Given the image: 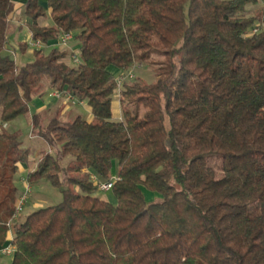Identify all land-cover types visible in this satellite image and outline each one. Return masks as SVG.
Segmentation results:
<instances>
[{
	"label": "trees",
	"instance_id": "obj_1",
	"mask_svg": "<svg viewBox=\"0 0 264 264\" xmlns=\"http://www.w3.org/2000/svg\"><path fill=\"white\" fill-rule=\"evenodd\" d=\"M25 1L43 47L18 66L4 54L15 0H0V251L13 245L11 264H264L260 1ZM63 34L77 40L78 64L59 46ZM151 64L156 80L119 89V76ZM45 78L85 102L94 121L64 119L61 109L30 116L50 151L26 183L48 180L63 200L19 221V169L32 152L6 126L30 114ZM211 157L223 159L220 177ZM115 164L113 205L96 196L92 176L109 181Z\"/></svg>",
	"mask_w": 264,
	"mask_h": 264
},
{
	"label": "rangeland",
	"instance_id": "obj_2",
	"mask_svg": "<svg viewBox=\"0 0 264 264\" xmlns=\"http://www.w3.org/2000/svg\"><path fill=\"white\" fill-rule=\"evenodd\" d=\"M18 2V1H17ZM20 3V2H18ZM42 5L45 9H47V0H42ZM261 5V4H260ZM21 23V24H20ZM41 25H51V20L46 18L40 21ZM14 26V31L9 35L8 42L9 46L4 51V54H10L14 60L16 61L18 66L24 65L28 62L33 61L34 59V51L36 50L32 46V37L31 32L27 27V18L24 14V9L22 11L15 13L14 21L12 23ZM27 45V48L23 51L21 46ZM11 48L12 50H10ZM51 48L45 49V52H49ZM65 49L69 50L71 55H76L79 57L80 55V46L77 40H72L71 43L68 44ZM153 61L155 63H161L165 61V57L162 54H155L153 55ZM159 68V64H151L147 65L146 67H139L133 70L134 74L136 75L135 79L138 81H143L147 83H151L157 79V71ZM112 72H116L115 69L111 68ZM134 79V80H135ZM51 92L53 89L49 83L48 78H45L42 82L41 88L39 92L34 98V101L30 105V114L28 116H22L18 118L16 121L9 125V130H15L19 134V140L22 142L23 146L29 148L31 150V157L30 161L25 164L26 167H29L28 170H33L34 166L37 165V162L43 156L44 152L50 151L48 144L42 139H33L31 135V121L30 116L38 112L40 106L44 105L48 107L42 113L45 115L46 118H52L57 116V108L54 106L58 103L55 99L51 98ZM68 108L76 110L73 114L74 117L81 116L84 120L92 122L94 118L91 112L87 110H82L77 105H72L71 103H67ZM58 107V105H57ZM132 107V106H131ZM67 111L66 108L63 109ZM121 106L119 102L116 100L114 102V115L115 118L118 119L121 117L120 114ZM61 114L62 118L69 119L72 113L68 114L64 112ZM144 112V111H143ZM34 162H36L34 164ZM209 164L213 167L216 171L218 177L222 175V165L223 159L221 157H211L208 159ZM28 172V171H27ZM28 173H19L18 175V183L17 186L20 189V198L25 194L26 188V178ZM118 174V165H114V169L112 175ZM65 188V187H64ZM145 195L148 200L153 199H160L161 196L156 193L149 192L145 190ZM96 196L103 198L113 205L117 204V200L115 199L113 193L109 192H97ZM63 200V195L61 193V189L55 188L48 180H43L37 185L29 186V192L27 193V200L24 203V206L20 213L18 214L19 221H23L27 218L28 215L32 214L34 211L37 210L39 207H49L54 206L61 203ZM39 204V207L36 206ZM14 256H2L0 254V260L4 261V264H11L13 261Z\"/></svg>",
	"mask_w": 264,
	"mask_h": 264
},
{
	"label": "built area",
	"instance_id": "obj_3",
	"mask_svg": "<svg viewBox=\"0 0 264 264\" xmlns=\"http://www.w3.org/2000/svg\"><path fill=\"white\" fill-rule=\"evenodd\" d=\"M261 5L264 6V0H259ZM257 30H255L256 32ZM73 39L72 34H63L60 42H59V46L60 47H67L68 44L70 43V41ZM32 46L35 49H41L43 47L41 42L38 41H32ZM73 62L75 64L79 63V58L76 55H73ZM135 78V75L133 73V71H130L129 73L125 74V75H121L117 78V83H118V87L119 89L122 87V85L128 81V80H132ZM51 97L55 98L56 100H60V101H64L65 103H71L72 105H77V106H85L86 103L82 102V101H78L76 100L74 97H72L68 92H64V91H53L50 93ZM118 177H112V179H110L109 181L103 182L100 181L96 176H92V180L96 183L98 189L101 192H109L113 189L115 182L117 181ZM29 192V185L26 184V188H25V194L21 197L20 202L18 204V209H17V213L19 214L20 211L22 210L25 201L27 200V193ZM0 254L3 256H13L15 254V248L13 247V245H8L5 248H3L0 251Z\"/></svg>",
	"mask_w": 264,
	"mask_h": 264
},
{
	"label": "crops",
	"instance_id": "obj_4",
	"mask_svg": "<svg viewBox=\"0 0 264 264\" xmlns=\"http://www.w3.org/2000/svg\"><path fill=\"white\" fill-rule=\"evenodd\" d=\"M20 2V3H18V2ZM25 0H15V4H16V13L17 12H20V11H22V9H24L23 8V5L25 4ZM13 21H14V18H13V20H12V23H13ZM27 22H28V19H27ZM21 24V23H20ZM10 50H12L11 48H9ZM51 98H53V97H51ZM53 99H55V98H53ZM56 100V99H55ZM58 103L54 106V108L56 107L57 109H61L62 110V113H63V109L64 108H66V110L67 111H64V112H66L67 114H68V112L69 113H75V111L76 110H74V109H71V108H68V105H67V103H65L64 101H60V100H56ZM57 105H58V107H57ZM78 107H80L82 110H87V111H89L90 112V109L88 108V106H87V104L85 105V106H78ZM48 107H45L44 105H42V106H40L39 107V109H38V112H43L45 109H47ZM37 112V113H38ZM7 128H9V125H7L6 126ZM31 135H32V127H31ZM32 138L33 139H38L37 137H34L33 135H32ZM36 162H34V164H35ZM35 167L36 166H34V169H35ZM29 169V167H26L25 166V164H23V165H20V169H19V173H29V172H31V171H33V170H28ZM28 171V172H27ZM116 177L118 176V174L117 175H115ZM25 184H27L26 182H25ZM36 206L37 207H39V204H36ZM0 264H4V261L3 260H0Z\"/></svg>",
	"mask_w": 264,
	"mask_h": 264
}]
</instances>
